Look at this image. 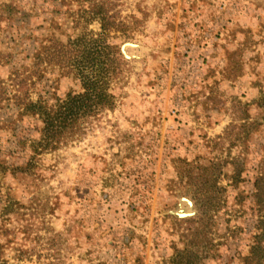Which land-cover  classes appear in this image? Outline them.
Masks as SVG:
<instances>
[{"label": "rangeland", "instance_id": "obj_1", "mask_svg": "<svg viewBox=\"0 0 264 264\" xmlns=\"http://www.w3.org/2000/svg\"><path fill=\"white\" fill-rule=\"evenodd\" d=\"M110 59L113 109L35 152L21 103ZM0 264H264V0H0Z\"/></svg>", "mask_w": 264, "mask_h": 264}, {"label": "trees", "instance_id": "obj_2", "mask_svg": "<svg viewBox=\"0 0 264 264\" xmlns=\"http://www.w3.org/2000/svg\"><path fill=\"white\" fill-rule=\"evenodd\" d=\"M94 15L101 17L104 31L110 32V29L114 28V22L108 17L101 16L100 11L97 10ZM119 59L123 61L121 57ZM114 75L110 59L106 63L102 78L82 73L81 93H69L64 99L57 98L54 104L44 100L21 103L26 114L37 116L42 123L40 138L32 143L34 151L42 153L57 150L63 144L81 136L82 120L95 117L103 110L113 109L115 99L109 89Z\"/></svg>", "mask_w": 264, "mask_h": 264}, {"label": "water", "instance_id": "obj_3", "mask_svg": "<svg viewBox=\"0 0 264 264\" xmlns=\"http://www.w3.org/2000/svg\"><path fill=\"white\" fill-rule=\"evenodd\" d=\"M189 203V202H188ZM191 205V203H189ZM190 214H185V213H180L179 216L180 217H188Z\"/></svg>", "mask_w": 264, "mask_h": 264}, {"label": "bare ground", "instance_id": "obj_4", "mask_svg": "<svg viewBox=\"0 0 264 264\" xmlns=\"http://www.w3.org/2000/svg\"><path fill=\"white\" fill-rule=\"evenodd\" d=\"M183 210V209H182ZM182 212V211H181ZM185 213H187V212H185Z\"/></svg>", "mask_w": 264, "mask_h": 264}]
</instances>
